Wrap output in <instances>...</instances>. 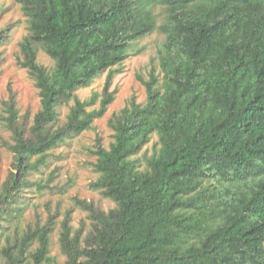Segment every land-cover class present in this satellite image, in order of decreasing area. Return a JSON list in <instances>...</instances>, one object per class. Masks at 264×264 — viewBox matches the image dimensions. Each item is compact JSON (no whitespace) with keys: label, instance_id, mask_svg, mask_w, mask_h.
I'll return each mask as SVG.
<instances>
[{"label":"trees","instance_id":"obj_1","mask_svg":"<svg viewBox=\"0 0 264 264\" xmlns=\"http://www.w3.org/2000/svg\"><path fill=\"white\" fill-rule=\"evenodd\" d=\"M17 1L27 33L15 58L41 108L21 112L11 84L1 100V143L13 156L0 170V264H264V0ZM11 29L0 24V46ZM156 31L160 72L145 82L146 101L114 113V139L91 149V185L114 207L75 198L88 244L73 209L29 220L31 198L51 181L34 172L106 114L114 75ZM41 50L52 66L38 61ZM104 73L103 90L81 99ZM154 136L153 152L143 150ZM58 221L64 261L51 253Z\"/></svg>","mask_w":264,"mask_h":264},{"label":"rangeland","instance_id":"obj_2","mask_svg":"<svg viewBox=\"0 0 264 264\" xmlns=\"http://www.w3.org/2000/svg\"><path fill=\"white\" fill-rule=\"evenodd\" d=\"M160 7L157 8L156 14L158 21L162 23L167 13ZM0 24L11 25L12 28L11 37L3 46H0V111L2 110L1 100L9 97V84H11V88L17 94L16 99L21 112L30 111V114L34 115L41 108L38 89L28 70L19 66L15 58V52L19 50V42L27 33L26 17L17 0H0ZM163 41L164 34L156 31L134 43L135 49L131 50L123 61L120 73L113 77L111 90L115 91V98L106 114L94 121L92 129L57 147L53 151L54 154L49 157L47 165L42 166L41 171L34 172L33 178H42L44 183L51 181L47 189L31 198V206L29 205L25 212L29 220L30 218L34 220L38 212L44 222L50 213L56 212L60 221L67 209H73L74 227H79L82 220L86 221L83 236L88 244L90 220L86 217V211L76 205L75 198L93 201L105 210L115 205L112 200L104 198L91 185L99 175L94 166L97 158L91 149L95 148L99 137L106 147L114 139V130L110 125V119L114 113L120 112L132 98H135L137 102L146 101L145 82L150 80L154 66L157 67V73L160 72L158 55L159 45ZM38 61L47 66L54 64V61L42 50L38 54ZM105 81L106 73L97 77L90 85L78 90L80 98L88 99L94 92H101ZM96 106H99L98 103ZM68 112L67 106L61 108V122L66 119ZM8 135L0 121V170L3 176L7 174L13 156L1 143V137L7 138ZM156 141L157 136H154L143 150L152 153ZM59 221L52 234L51 253L57 255L60 261H64L66 257L62 254L59 244Z\"/></svg>","mask_w":264,"mask_h":264},{"label":"clouds","instance_id":"obj_3","mask_svg":"<svg viewBox=\"0 0 264 264\" xmlns=\"http://www.w3.org/2000/svg\"><path fill=\"white\" fill-rule=\"evenodd\" d=\"M154 33H155V32H154ZM150 35H151V34H150ZM148 36H149V35H148ZM145 37H146V36H145ZM132 50H133V49H132ZM125 59H126V58H125ZM125 59H124V60H125Z\"/></svg>","mask_w":264,"mask_h":264}]
</instances>
